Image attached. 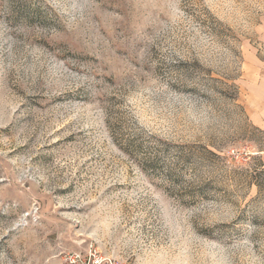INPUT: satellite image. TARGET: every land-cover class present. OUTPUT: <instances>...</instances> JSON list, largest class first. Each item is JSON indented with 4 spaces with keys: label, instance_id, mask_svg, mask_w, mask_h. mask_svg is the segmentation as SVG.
Returning a JSON list of instances; mask_svg holds the SVG:
<instances>
[{
    "label": "rangeland",
    "instance_id": "obj_1",
    "mask_svg": "<svg viewBox=\"0 0 264 264\" xmlns=\"http://www.w3.org/2000/svg\"><path fill=\"white\" fill-rule=\"evenodd\" d=\"M263 64L264 0H0V264H264Z\"/></svg>",
    "mask_w": 264,
    "mask_h": 264
},
{
    "label": "crops",
    "instance_id": "obj_2",
    "mask_svg": "<svg viewBox=\"0 0 264 264\" xmlns=\"http://www.w3.org/2000/svg\"><path fill=\"white\" fill-rule=\"evenodd\" d=\"M264 67V64H263ZM258 124L259 127L264 129V73L259 74V80H258Z\"/></svg>",
    "mask_w": 264,
    "mask_h": 264
},
{
    "label": "built area",
    "instance_id": "obj_3",
    "mask_svg": "<svg viewBox=\"0 0 264 264\" xmlns=\"http://www.w3.org/2000/svg\"><path fill=\"white\" fill-rule=\"evenodd\" d=\"M72 264H114L110 260H103L101 258L93 257V259L81 260L79 255L74 254L71 256H67L66 258Z\"/></svg>",
    "mask_w": 264,
    "mask_h": 264
}]
</instances>
